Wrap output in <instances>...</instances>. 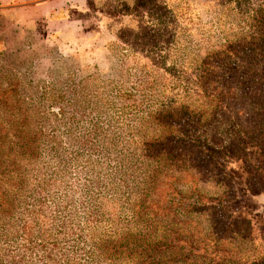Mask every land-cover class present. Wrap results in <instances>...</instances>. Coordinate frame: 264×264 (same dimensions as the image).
Segmentation results:
<instances>
[{
	"label": "rangeland",
	"instance_id": "obj_1",
	"mask_svg": "<svg viewBox=\"0 0 264 264\" xmlns=\"http://www.w3.org/2000/svg\"><path fill=\"white\" fill-rule=\"evenodd\" d=\"M73 10L34 23L26 12L0 14V131L11 140L0 151L7 176L22 178L12 190L22 208L13 222H29L37 238L81 229L119 242L164 238L181 226L203 230L201 238L209 222L186 209L198 193L213 199L221 188L179 150L155 148L184 138L185 113L200 141L214 142L218 126L222 142L233 137L238 120L222 116L239 107L233 89L218 94L219 82L262 65L264 0H86ZM249 40L254 48L243 46ZM13 131L34 138L16 147ZM263 159L247 148L226 166L235 189L227 206L256 230L264 205L244 180L254 167L264 180ZM226 243L241 256L231 263L245 264L252 246Z\"/></svg>",
	"mask_w": 264,
	"mask_h": 264
},
{
	"label": "trees",
	"instance_id": "obj_2",
	"mask_svg": "<svg viewBox=\"0 0 264 264\" xmlns=\"http://www.w3.org/2000/svg\"><path fill=\"white\" fill-rule=\"evenodd\" d=\"M259 21L264 32V19ZM254 43L249 40L243 46L254 48ZM240 45L234 43L233 46ZM258 54L264 55L259 50ZM261 64L256 69L249 68L250 73L247 72L244 76L232 74L229 76L232 81H228L225 76L221 78L222 82H219L218 94L225 95V91L228 94V91L233 89L235 104L239 107L238 111H232V116L227 119L226 114L220 113L227 121L232 118L238 120L233 122L230 126L231 132H228L233 137L222 142L219 137L223 134L218 132L221 129L218 126L214 133L217 137L214 142L200 141L195 129L192 130L189 116L185 113L182 125L179 123L184 138H177L173 145L160 143L155 148L158 149L157 153L167 152V148L169 152L179 150V153L193 160L192 167L198 177L204 180L213 179L221 188L220 194L213 199L198 193L194 203L189 204V209L178 207L186 209L188 214L196 213L204 217L206 222H209L207 234L202 233L204 236L200 234L201 238H196L203 230L188 233L181 226L164 238H122L119 242L111 239L101 240L92 232L81 229L78 232L70 229L64 238H51L48 231L43 230L46 237L37 238L33 225L29 222L24 220L20 225L13 222L21 216L22 208L15 204L16 195L12 190L18 191L22 178L7 176L3 161L6 156L0 151V264H129L133 258L140 260L141 263L138 264H232L230 259L240 260L241 256L229 254L225 250L224 244H227L228 237L235 239L239 244L252 246L245 264H264V226L256 230L251 226L249 219L232 216L227 203L234 198L235 189L226 173L227 164L244 159L247 148H257L264 157V74L257 73L264 72V57ZM58 115L60 119H66L63 109H60ZM72 119L67 118L68 121ZM218 123H221V120ZM235 125L240 128V134L233 131ZM7 133V130L0 131L2 146L11 142ZM12 135L15 141L17 140L16 147L22 145L25 139L31 141V138H34L24 131H13ZM32 154L33 150L30 151V155ZM246 165L251 168L249 163ZM261 166L264 171V159ZM244 185L245 191L251 196L261 194L264 180L258 167H254L253 172L247 174ZM29 211L26 210V213ZM91 220H88V229L94 225ZM172 220L178 224L175 212L170 221ZM238 225L243 226V231H240ZM212 232L214 233L210 236ZM136 247H140V254H134L137 253ZM147 250L153 253L149 254Z\"/></svg>",
	"mask_w": 264,
	"mask_h": 264
},
{
	"label": "crops",
	"instance_id": "obj_3",
	"mask_svg": "<svg viewBox=\"0 0 264 264\" xmlns=\"http://www.w3.org/2000/svg\"><path fill=\"white\" fill-rule=\"evenodd\" d=\"M85 1L86 0H0V14L7 15L26 12L30 15L31 23H34V21L39 20L40 17H49L53 14L60 15L62 13L61 11L67 12V9L75 13L73 9H79ZM256 199L260 204L264 205V188L261 194L256 196Z\"/></svg>",
	"mask_w": 264,
	"mask_h": 264
}]
</instances>
